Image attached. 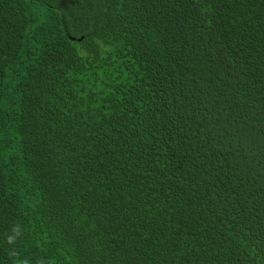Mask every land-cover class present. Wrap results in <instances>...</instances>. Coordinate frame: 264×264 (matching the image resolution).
<instances>
[{
    "label": "trees",
    "instance_id": "1",
    "mask_svg": "<svg viewBox=\"0 0 264 264\" xmlns=\"http://www.w3.org/2000/svg\"><path fill=\"white\" fill-rule=\"evenodd\" d=\"M0 264H264V0H0Z\"/></svg>",
    "mask_w": 264,
    "mask_h": 264
}]
</instances>
